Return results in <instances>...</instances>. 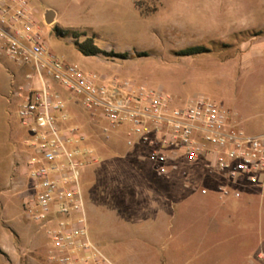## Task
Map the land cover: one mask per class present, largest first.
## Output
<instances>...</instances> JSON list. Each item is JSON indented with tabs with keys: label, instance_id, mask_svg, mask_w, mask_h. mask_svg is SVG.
Here are the masks:
<instances>
[{
	"label": "rangeland",
	"instance_id": "obj_1",
	"mask_svg": "<svg viewBox=\"0 0 264 264\" xmlns=\"http://www.w3.org/2000/svg\"><path fill=\"white\" fill-rule=\"evenodd\" d=\"M30 2L47 46L63 60L98 74L112 72L117 65H137L142 70V77L122 78L170 93L176 106L197 97H208L232 115L237 114L242 122L240 128L246 133H264V51L238 79H215L205 73L191 78L172 75L169 71L174 66L184 68L187 61L206 70H217L218 53L229 52L239 46L240 41L264 34V0L234 1L242 13L258 17L251 15L249 28L236 34L230 43L204 40V35L209 33L210 11L186 8L193 0ZM223 2L227 8L229 0ZM170 4L175 12L176 9L180 12L166 11L164 8ZM48 12L55 15L51 25L46 22ZM243 18L246 22V17ZM67 30L80 36V41L94 37L100 48L117 54L126 53L129 58H86L77 50L74 35L68 34ZM259 32L263 33L257 35ZM83 34L86 36H81ZM187 44L207 47L210 52L196 55L197 61L187 60L178 55ZM0 63V118L4 128L1 153L5 156L16 150L17 143L23 145L27 135L19 116L23 100L18 94L19 86L26 80L24 69L7 57H2ZM159 67L165 71L158 70ZM60 91L73 117L72 122L81 126L87 136V146L94 150L97 158L81 169L89 235L116 264H264L263 179L256 183L242 180L238 186H233L225 178L226 193L204 178L205 174L219 179L225 177L216 171L210 160L192 163L182 154L178 155L176 170L170 168L168 173L159 174L157 165L148 158L146 147L126 144L124 126L112 128L100 113L93 115L80 106L77 97L69 101L70 94L64 89ZM106 127L108 134L103 133ZM136 168L152 173L172 187L178 226L162 240L154 234L157 218L152 210V197L159 192L137 190L130 185L129 175ZM9 185H17L21 203L17 211H3L7 199L1 200L0 221L3 217L12 218L14 223L4 224L11 228L14 219H18L39 229L24 208V202L35 194L32 179L21 177ZM237 192L239 196H236ZM202 198L210 203L204 218L198 216L197 211H187L188 203ZM190 217L195 226L187 228L184 223ZM18 230L22 235L21 245L28 246L24 230ZM38 231L50 249L52 244L46 233ZM47 264L54 263L48 260Z\"/></svg>",
	"mask_w": 264,
	"mask_h": 264
},
{
	"label": "built area",
	"instance_id": "obj_2",
	"mask_svg": "<svg viewBox=\"0 0 264 264\" xmlns=\"http://www.w3.org/2000/svg\"><path fill=\"white\" fill-rule=\"evenodd\" d=\"M2 57L24 69L19 116L27 130L24 166L35 191L24 208L51 242L48 259L54 264H116L89 235L81 169L97 158L60 89L112 128L124 126L126 144L146 147L159 174L176 170L182 154L192 163L210 160L234 185L264 179V133H246L208 97L176 106L166 91L129 79L104 82L63 60L47 46L30 0H0ZM221 190L227 193L225 186Z\"/></svg>",
	"mask_w": 264,
	"mask_h": 264
},
{
	"label": "crops",
	"instance_id": "obj_3",
	"mask_svg": "<svg viewBox=\"0 0 264 264\" xmlns=\"http://www.w3.org/2000/svg\"><path fill=\"white\" fill-rule=\"evenodd\" d=\"M224 0H193L192 4H187L186 8L192 7V10H200L201 12L204 9L209 10V22H208V35H204V40L209 41H222L230 43L232 39L235 38V35L240 33L243 30L249 28L248 22L251 20L250 17L257 15L242 13V11L236 8V4H233L235 0H229V5L226 8V3ZM162 5V2H161ZM174 6L170 4L166 8V11H174ZM190 10V12H192ZM180 12L176 9L175 14ZM252 15V16H251ZM222 16L223 19H220ZM238 17V18H237ZM246 17V22L244 18ZM258 17V16H257ZM256 17V18H257ZM253 18V19H256ZM243 19V20H242ZM243 21V23H242ZM215 25V26H214ZM199 46L197 44H187L186 48ZM232 49V48H231ZM264 51V34L249 38L243 41H240V45L234 48L229 52L218 53V65L217 70H206L204 67H197L189 64L184 68L181 67H171L172 75H181L187 77H197L202 73L207 74L210 77L215 79L229 78V79H238L242 73L248 71V66L255 63L259 56H261ZM86 58H101L99 56H85ZM177 58V57H176ZM188 59L196 60V56L184 57ZM197 61V60H196ZM1 62V58H0ZM177 63V62H176ZM1 64V63H0ZM11 69V68H10ZM158 70H163L161 67L157 68ZM85 71V70H84ZM141 68L137 65H117L114 66L112 72H104L99 74L104 82H111L114 79L127 80V77H142ZM87 72V71H86ZM126 77V78H122ZM11 77V74H10ZM130 80V79H129ZM1 114V111H0ZM231 114V113H230ZM2 115V114H1ZM232 123L237 126H241L242 122L240 121L237 114H231ZM0 118V202L3 199H7L6 204L2 206L3 211L15 210L17 211L21 200L18 192V187L10 186L15 179H20L25 177L27 180L28 174L27 169L24 166L25 160L28 155V149L25 146V143H17L16 150L9 155H2L1 145H2V134L4 128L2 127V122ZM25 140V138H24ZM23 163V164H22ZM159 173V172H158ZM129 183L137 190H148L153 193L158 191L159 195H156L153 198L154 205L152 210L156 215V222L154 223V234L159 237L158 239L162 240L166 238L168 233L172 229L176 228L177 225V207L176 203L173 201V190L169 185L167 186L163 181H159L152 173L144 171L141 169H135L129 175ZM172 178V177H171ZM205 179L211 180V182L216 183L218 188L225 185V178H218L205 174ZM143 179V181H142ZM264 180V179H263ZM163 182V183H162ZM227 182V181H226ZM8 183V184H7ZM228 184L234 185L231 181H228ZM10 186V187H9ZM235 188V187H234ZM202 189V186H201ZM21 194V191H20ZM3 197V198H2ZM150 198L146 196V198ZM175 200V199H174ZM209 200L208 199H196L191 203H188L187 211H197L198 216L205 217L206 211L209 209ZM189 213V212H188ZM208 213V212H207ZM201 214V215H199ZM9 215V214H7ZM6 216V215H4ZM10 216V215H9ZM195 217V215H191ZM3 225L0 224V264H47L48 263V253L49 249L46 246L45 239L39 237L38 228L32 227L23 221L14 219L15 224L11 228L6 227L7 222L14 223L13 219L5 217L1 220ZM0 221V222H1ZM193 223V224H192ZM185 226L187 228L194 227V221L187 219L185 221ZM24 230L28 246H22V235L18 232L19 230ZM41 230V229H40ZM17 231V232H16ZM48 259V260H46Z\"/></svg>",
	"mask_w": 264,
	"mask_h": 264
},
{
	"label": "trees",
	"instance_id": "obj_4",
	"mask_svg": "<svg viewBox=\"0 0 264 264\" xmlns=\"http://www.w3.org/2000/svg\"><path fill=\"white\" fill-rule=\"evenodd\" d=\"M73 31L67 30L68 34H72L75 37V46L77 50L83 54L84 56H105V57H117L121 59H128L129 55L124 53V54H117L114 52H108L102 48H100L96 42L94 37H86L84 41H80L79 38L80 36H77L76 33H72ZM263 32L257 33V35L262 34ZM81 36H86L85 34ZM210 52V49L204 46H195V47H189L186 49H183L178 52L179 56L183 57H189V56H196V55H201Z\"/></svg>",
	"mask_w": 264,
	"mask_h": 264
},
{
	"label": "water",
	"instance_id": "obj_5",
	"mask_svg": "<svg viewBox=\"0 0 264 264\" xmlns=\"http://www.w3.org/2000/svg\"><path fill=\"white\" fill-rule=\"evenodd\" d=\"M46 22L47 24H52L53 22H55V15L53 12H48L46 15Z\"/></svg>",
	"mask_w": 264,
	"mask_h": 264
}]
</instances>
